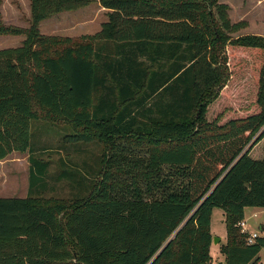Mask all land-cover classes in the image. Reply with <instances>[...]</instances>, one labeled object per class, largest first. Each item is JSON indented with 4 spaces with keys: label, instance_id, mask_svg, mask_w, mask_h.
Returning <instances> with one entry per match:
<instances>
[{
    "label": "trees",
    "instance_id": "trees-1",
    "mask_svg": "<svg viewBox=\"0 0 264 264\" xmlns=\"http://www.w3.org/2000/svg\"><path fill=\"white\" fill-rule=\"evenodd\" d=\"M29 2L27 29L0 24L24 36L0 50V160L30 152L28 196L0 198V264H212L217 208L225 264H260L264 237L248 244L239 224L264 209V37H232L247 24L220 0ZM93 3L109 11L96 34H41ZM36 120L103 145L99 174H59L68 202L43 197Z\"/></svg>",
    "mask_w": 264,
    "mask_h": 264
},
{
    "label": "rangeland",
    "instance_id": "rangeland-1",
    "mask_svg": "<svg viewBox=\"0 0 264 264\" xmlns=\"http://www.w3.org/2000/svg\"><path fill=\"white\" fill-rule=\"evenodd\" d=\"M220 3L228 5L232 23L245 22L247 24L244 29L233 34L232 37L244 35L264 37V0H220ZM27 5V0H0V24L27 29L30 24V19L28 20L26 17ZM3 9L10 21L13 20V17H21V20L17 22L21 25L5 23ZM107 20L108 13L102 11L99 3H93L78 11L58 14L56 19L45 20L43 30L40 32L44 35L69 37L73 40L74 45H77L83 36L99 32L103 22ZM23 40L24 36L2 35L0 36V50L19 47ZM69 133H71L70 129L62 123L56 124L44 120H36L31 123V150L36 157L50 162L47 179L49 187L43 194L46 199L52 198L68 202L77 196L78 191L68 181L58 180V176L63 170L78 168L87 177L89 169L96 170L99 174L103 166L104 149L100 142L72 143L66 137ZM29 156V151H16L0 160V198H25L28 196ZM92 175L95 177V174ZM224 214V211L219 208L213 211L211 225L217 235L213 237L224 236L226 231L225 221L223 222ZM247 216H251L248 211ZM260 222H264V214L260 215L259 219L252 220L257 228H259ZM222 244V239L218 244H215L213 240L210 250L213 258L212 264H225V259L222 258L223 255L220 252Z\"/></svg>",
    "mask_w": 264,
    "mask_h": 264
},
{
    "label": "crops",
    "instance_id": "crops-1",
    "mask_svg": "<svg viewBox=\"0 0 264 264\" xmlns=\"http://www.w3.org/2000/svg\"><path fill=\"white\" fill-rule=\"evenodd\" d=\"M5 1V0H4ZM27 2H28V5H27V7H26V10H27V19L29 20L30 19V17H31V9H30V2H29V0H27ZM6 3V2H5ZM100 5V4H99ZM101 6V5H100ZM102 11L104 12V13H108L109 11L108 10H106L105 8H102ZM66 13H69V12H66ZM63 14V13H62ZM60 15V14H59ZM56 17H58V15L57 16H54V17H52L53 19H56ZM52 18H50V19H52ZM3 19H4V22L5 23H7V24H12V25H16V26H20L21 24H19V23H17V22H19V20H21V17H13V20L12 21H10L9 19H8V17L6 16V14L4 13V9H3ZM49 20V19H48ZM50 21H52V20H50ZM46 21H43L42 23H41V25H40V30H41V32H42V30H43V25H45L44 23H45ZM103 23H105V22H103ZM42 34V33H41ZM44 35V34H43ZM46 36H53V35H51V34H49V35H46ZM247 211L249 212V214H251V216H247ZM213 214V213H212ZM264 214V209H261V208H246L245 209V218H244V222H245V225H246V229L248 230V232L249 233H259V235L261 236V237H264V222H260L259 223V228H257L253 223H252V220L253 219H259V216L260 215H263ZM225 221V214H224V219H223V222ZM211 224H212V222H211ZM211 231H212V235L213 236H217L216 234H215V232L212 230V225H211ZM220 239H222L223 240V244H225L226 243V240H227V231H225V233H224V236L223 237H221ZM213 246V245H212ZM212 246H211V248H212ZM263 255V256H262ZM222 258L223 259H225L223 256H222ZM260 258H261V260H260V264H264V250H262L261 251V253H260Z\"/></svg>",
    "mask_w": 264,
    "mask_h": 264
},
{
    "label": "built area",
    "instance_id": "built-area-1",
    "mask_svg": "<svg viewBox=\"0 0 264 264\" xmlns=\"http://www.w3.org/2000/svg\"><path fill=\"white\" fill-rule=\"evenodd\" d=\"M241 230H242V233H246L248 234V238H247V243L248 244H253L256 240L257 237H260L259 233H249L248 230L246 229V225H245V222H241L239 224ZM264 250V249H263Z\"/></svg>",
    "mask_w": 264,
    "mask_h": 264
},
{
    "label": "water",
    "instance_id": "water-1",
    "mask_svg": "<svg viewBox=\"0 0 264 264\" xmlns=\"http://www.w3.org/2000/svg\"><path fill=\"white\" fill-rule=\"evenodd\" d=\"M213 240L215 244H218L221 241V239L218 237H213Z\"/></svg>",
    "mask_w": 264,
    "mask_h": 264
}]
</instances>
